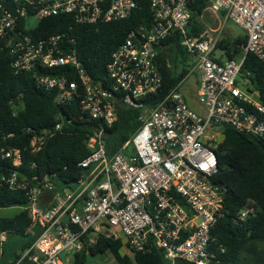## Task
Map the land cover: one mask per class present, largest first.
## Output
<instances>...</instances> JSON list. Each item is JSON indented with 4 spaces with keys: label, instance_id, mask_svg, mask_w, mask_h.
<instances>
[{
    "label": "built area",
    "instance_id": "1",
    "mask_svg": "<svg viewBox=\"0 0 264 264\" xmlns=\"http://www.w3.org/2000/svg\"><path fill=\"white\" fill-rule=\"evenodd\" d=\"M190 1L149 0L148 24L129 31L111 52L104 80L95 81L86 75L67 32L40 37L28 32L51 16L68 15L76 24L122 19L138 0H0V38L13 71L31 73L37 87L53 92L59 103L76 99L80 112L98 122L84 138L89 153L78 163L82 173L69 184L50 175L0 170V184L25 192L21 208L39 229L11 264H70L76 252L100 238L118 239L123 252L159 249L165 264H219L209 247L210 229L223 214L219 187L212 181L214 149L225 125L264 139V106L246 89V79L237 80L247 52L264 68V0L209 1L205 9L222 11L245 35L243 56L223 61L214 56L217 35L207 28L190 31ZM175 33L187 55L185 77L196 79L203 114L180 88L185 77L153 105L142 101L161 86L157 53L161 41ZM55 67L66 68L48 71ZM119 103L139 111L137 127L108 152L105 131L117 120ZM62 124L39 133L27 128L33 133L31 150L61 131ZM0 160L18 167L21 151L0 145ZM256 211L246 204L238 218Z\"/></svg>",
    "mask_w": 264,
    "mask_h": 264
},
{
    "label": "trees",
    "instance_id": "2",
    "mask_svg": "<svg viewBox=\"0 0 264 264\" xmlns=\"http://www.w3.org/2000/svg\"><path fill=\"white\" fill-rule=\"evenodd\" d=\"M209 1H190L191 32L198 34L204 29L200 17ZM149 18V0H138L131 13L122 19L76 24L68 15L51 16L41 19L37 28L28 33L40 37L67 32L86 75L92 80L103 81L111 52L130 30L148 24ZM244 43L245 35H241L232 40L220 39L216 46L224 50L226 59H236L243 55ZM160 45L157 63L162 83L155 93L142 99L147 105L156 103L187 73V55L179 44L178 34L163 39ZM10 61L9 52L0 38V145L19 148L22 161L17 167L10 160H0V170L16 169L24 176L36 175L38 178L50 175L56 183L69 184L82 173L78 163L89 153L84 138L98 122L88 120L80 112L76 99L59 103L53 92L37 87L31 73H15ZM65 68L55 67L48 71L60 73ZM239 75L247 80L246 89L264 106V68L254 54L247 52L244 55ZM70 77L75 76L71 74ZM138 112L120 103L117 105V120L105 131L108 152L134 131ZM260 116L264 120V115ZM58 121L63 123L61 131L48 137L37 151H32L30 139L33 133L27 128L39 133ZM214 150L217 169L212 181L219 187L223 214L210 229V250L219 264H264V139L225 125L222 139ZM26 202L24 191L11 190L0 184V208L22 207ZM246 204L254 205L257 211L240 220L239 212ZM38 232L25 209L12 216H0V233L23 238L14 257L18 249L31 244ZM120 246L118 239L100 238L87 249L76 252L70 264H86L88 255L103 253H108L115 264H165L159 249L149 253L123 252Z\"/></svg>",
    "mask_w": 264,
    "mask_h": 264
},
{
    "label": "rangeland",
    "instance_id": "3",
    "mask_svg": "<svg viewBox=\"0 0 264 264\" xmlns=\"http://www.w3.org/2000/svg\"><path fill=\"white\" fill-rule=\"evenodd\" d=\"M204 26V29L211 31V34L217 35L218 40L232 38L236 35L243 34L242 30L235 25L230 20L222 19L221 16L216 17L212 12L205 9L203 15L200 17ZM239 33V34H238ZM238 60V57H236ZM193 76H187L183 79L181 84V90L184 95L190 98L197 100L195 89L193 87ZM244 79L239 75L238 82L242 83ZM199 108H197L201 114L204 113L205 108L197 102ZM20 209V206H10L6 208H0V216H12L17 213ZM23 242V238L14 235V234H4V239L0 241V264H11L14 261V251L20 246ZM86 264H115L113 258L108 253L88 255L86 258Z\"/></svg>",
    "mask_w": 264,
    "mask_h": 264
},
{
    "label": "crops",
    "instance_id": "4",
    "mask_svg": "<svg viewBox=\"0 0 264 264\" xmlns=\"http://www.w3.org/2000/svg\"><path fill=\"white\" fill-rule=\"evenodd\" d=\"M223 12L222 11H220V12H217V13H213V15L214 16H216V17H219V16H221V18L222 19H224V17H223ZM203 15V14H202ZM206 25V24H205ZM204 25V26H205ZM243 32V31H242ZM239 34V33H238ZM241 35H244V33L243 34H241ZM241 35H236V36H234L232 39H234L235 37H238V36H241ZM214 56L215 57H217L220 61H223V60H225L226 59V57H225V53H224V50L223 49H221V48H219V47H217L216 46V48H215V50H214ZM243 56V55H242ZM241 56V57H242ZM240 58H238V60H239ZM193 87H194V89H195V94H196V98H197V87H198V85H197V82H196V79L194 78V81H193ZM254 96H255V94H254ZM185 97H186V100L188 101V103H189V105L193 108V109H195L196 111L198 110L197 108H199L198 107V105H197V102L199 103V101H198V99L195 101V99H193V98H190L189 100H188V97L185 95ZM200 104V103H199ZM201 105V104H200ZM199 112V111H198ZM200 113V112H199ZM0 260H1V257H0Z\"/></svg>",
    "mask_w": 264,
    "mask_h": 264
}]
</instances>
